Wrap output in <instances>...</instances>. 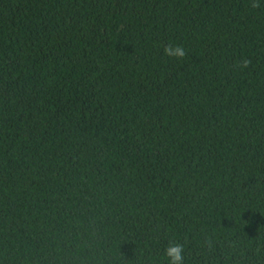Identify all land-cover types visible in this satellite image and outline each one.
<instances>
[{
    "label": "trees",
    "instance_id": "1",
    "mask_svg": "<svg viewBox=\"0 0 264 264\" xmlns=\"http://www.w3.org/2000/svg\"><path fill=\"white\" fill-rule=\"evenodd\" d=\"M259 3L0 0V264H264Z\"/></svg>",
    "mask_w": 264,
    "mask_h": 264
},
{
    "label": "clouds",
    "instance_id": "2",
    "mask_svg": "<svg viewBox=\"0 0 264 264\" xmlns=\"http://www.w3.org/2000/svg\"><path fill=\"white\" fill-rule=\"evenodd\" d=\"M252 8L260 7L259 0H251ZM165 55L176 58V59H183L187 53L183 45H172L169 43L164 48ZM248 60H243L240 63V67L247 68L249 65ZM184 246L179 243H169L168 247L165 249V255L169 258L168 264H183L184 262Z\"/></svg>",
    "mask_w": 264,
    "mask_h": 264
}]
</instances>
